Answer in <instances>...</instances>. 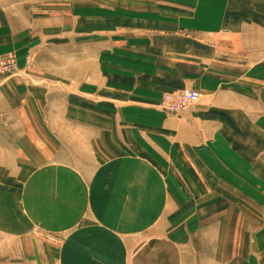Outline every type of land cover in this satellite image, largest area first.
<instances>
[{"label":"crops","instance_id":"0c3cea01","mask_svg":"<svg viewBox=\"0 0 264 264\" xmlns=\"http://www.w3.org/2000/svg\"><path fill=\"white\" fill-rule=\"evenodd\" d=\"M5 52L0 264H264V0H0Z\"/></svg>","mask_w":264,"mask_h":264},{"label":"built area","instance_id":"2783aa9c","mask_svg":"<svg viewBox=\"0 0 264 264\" xmlns=\"http://www.w3.org/2000/svg\"><path fill=\"white\" fill-rule=\"evenodd\" d=\"M11 63H14L13 57ZM2 69V67L0 68ZM199 94L192 90L165 92L161 95L157 107L167 115L178 116L199 100Z\"/></svg>","mask_w":264,"mask_h":264},{"label":"rangeland","instance_id":"374dc122","mask_svg":"<svg viewBox=\"0 0 264 264\" xmlns=\"http://www.w3.org/2000/svg\"><path fill=\"white\" fill-rule=\"evenodd\" d=\"M11 57H13L14 59V63L12 65L9 64L12 61ZM16 61L17 59L14 53L12 52L1 53L0 54V68L2 67V69H0V77L6 78L12 73H14L16 69Z\"/></svg>","mask_w":264,"mask_h":264}]
</instances>
